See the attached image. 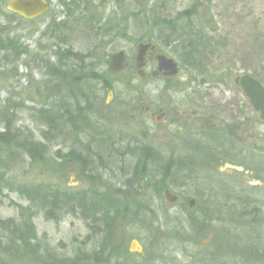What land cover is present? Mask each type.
I'll list each match as a JSON object with an SVG mask.
<instances>
[{
	"label": "rangeland",
	"instance_id": "obj_1",
	"mask_svg": "<svg viewBox=\"0 0 264 264\" xmlns=\"http://www.w3.org/2000/svg\"><path fill=\"white\" fill-rule=\"evenodd\" d=\"M47 1L50 8L44 16L25 20L7 11L8 0H0L1 13L6 22H11L9 28L0 25V43L6 39L13 43L11 51L0 48V221L19 222L30 213L38 238L57 256L72 259L79 247L88 253L99 249L101 238L93 236L89 240V229L81 218L63 214L47 216L30 208V202L17 192L22 186L43 185L108 195L106 176L87 174V169L79 164L61 165V160L54 155L58 151H70L72 141L60 144L61 140L57 139L46 143L48 151L43 162L31 159L18 146L23 140L44 142L42 134L46 128L38 120V111H59L66 95L72 98L79 93L67 89L82 87L87 79L77 68L78 83H59L49 77L50 67L57 62L58 49L70 46L61 45L57 34L47 31L52 20L60 23L67 18L59 0ZM117 1L118 5L116 0H92L90 6L93 12L99 11L95 16L100 20L119 11L115 17H122L124 21L118 25V35L105 38L100 45L87 35L69 37L75 54L92 53L98 64L96 74L105 79L113 92L110 97L107 91H102L104 84L95 81L89 84L100 101L87 123L105 121L110 132L145 142L159 152L163 161L171 158L177 163L187 158L188 172L168 181L184 186L169 190L178 196L174 205L166 201L162 192L154 201L145 200L147 197L133 201L130 198L133 192L126 190L131 211L113 217L104 251L113 246L134 251L133 242L137 241L144 257L129 252L126 255L129 264H264V252L250 259L240 255L243 247L254 240L247 239L250 230L232 206L242 194L264 204V123L235 84L237 78L249 75L264 85V0ZM151 7L158 19H171L191 9L203 18L199 21L206 22V30L218 43L203 59L204 76L189 73L167 48L159 49L179 64L177 76L165 81L151 76L148 69V79L143 84L136 75L138 43L158 35L147 21ZM121 50L125 51L129 65L114 76L109 71L108 60ZM151 60L149 65H153ZM142 92L147 99L166 107L167 121L158 123L143 113ZM110 102L114 108L106 107ZM109 111L112 118L106 120L110 117ZM249 130H253L252 138ZM213 132L217 146H210L208 141L209 133ZM220 136L236 138L238 144H222ZM235 146L244 151H236ZM249 153L254 157L248 158ZM78 168L86 173L85 178L77 176ZM128 183L131 185L132 180ZM133 185L141 193L146 182L137 179ZM207 185L221 194L222 207L201 198L202 189ZM114 199L115 202L122 200ZM191 201L193 207L189 208ZM1 234L4 235L0 230V237Z\"/></svg>",
	"mask_w": 264,
	"mask_h": 264
},
{
	"label": "trees",
	"instance_id": "obj_2",
	"mask_svg": "<svg viewBox=\"0 0 264 264\" xmlns=\"http://www.w3.org/2000/svg\"><path fill=\"white\" fill-rule=\"evenodd\" d=\"M117 2L116 0V4ZM59 3L66 9L67 18L60 23L52 20L47 31L56 33L61 45H69L71 48L62 49L61 47L58 49L56 52L57 62L53 67H50L52 73L48 75L51 79L59 81V83L69 82V85H71L76 82L75 72L77 70L75 68H77L78 72H84V76H87V79H85L82 87L67 89L69 92L76 91L79 93L72 98L66 95L65 98L67 100L62 101L64 104L61 105L59 111H51L49 109L38 111V120L46 128L42 134L44 142L23 140L18 145L24 154L39 162H43L47 154L46 143L58 139L61 140L60 144L68 141H72L73 144L83 129L90 128L87 125V120L91 121L89 116L93 115L94 107L100 101L99 95L91 90L90 83L95 81L104 84L102 85V91L109 86L106 84L105 79L96 74L98 64L94 62L92 53L88 51L82 56L75 54L69 44V37L79 34L87 35L92 41L100 45L105 38L118 35V25H122L120 22L123 23L124 21L122 17H115L119 14L118 10L113 11L111 16L105 19H97L95 14L98 15L99 11L93 12L91 10L92 6L90 4L92 0H59ZM118 7L121 6L119 5ZM192 10L180 12L171 19H158L154 8L151 7L149 11L150 18L147 21L157 30L158 35L152 39H145L156 44L159 48L171 50L172 54L180 60L181 66L189 73L191 72L195 76H204L202 69L203 59L206 55L211 54V51L218 46V43L214 42L215 37L206 30V22L199 21V19L202 20L203 18L198 17ZM113 16L114 19L112 20ZM0 48L13 50V43L11 41H8L6 45L0 43ZM57 69L60 72L56 71ZM255 79L258 80L257 78ZM259 82L261 83V81ZM85 85L87 86L85 87ZM109 87L111 88V86ZM236 128L239 129L240 127ZM210 130L214 131V129ZM214 137V132L209 133L208 141L211 143L210 146L213 144L217 146V136L215 137L216 139ZM224 138L228 137L223 136ZM113 140L111 145H121L123 143L130 145L131 142V138L125 136H122L121 141L115 142ZM54 155L61 160V165L72 164L73 162L70 151L63 154L58 151ZM159 163L160 185L158 192L163 193L166 189L184 188L183 185L171 184L168 181H172L174 178L178 179L180 174L188 172V165L185 160L175 163L167 159L166 161L161 160ZM17 190L20 196L30 202V208L38 212L43 211L47 216L63 214V216L71 215L81 218L89 229L87 238L99 236L101 243L99 249L89 253L81 247L77 248L76 255L72 259L59 257L49 250V245L46 242L38 238L31 214L28 213L27 218L19 222L11 219L0 221V230L4 233L0 237V264H104L103 247L108 242L113 217L120 213L128 214L131 211L129 199L123 197L122 199L116 194H110L109 192L108 195L98 194L96 191L94 193L93 191L78 193L43 185L36 187L22 186ZM200 196L202 198V195ZM219 196V193L213 192L209 200L212 202L211 204L215 203L217 206L222 207L221 205H224V203ZM115 197L122 200L115 202L113 201ZM232 206L236 208L239 217L244 220V225H247L248 230H250L247 239L254 240L252 244L243 247L240 255L246 259L255 257L256 254L262 256V252H264V204L253 199L238 197ZM30 208L27 209L29 210ZM200 230L199 228L198 232ZM252 234H254V237Z\"/></svg>",
	"mask_w": 264,
	"mask_h": 264
},
{
	"label": "flooded vegetation",
	"instance_id": "obj_3",
	"mask_svg": "<svg viewBox=\"0 0 264 264\" xmlns=\"http://www.w3.org/2000/svg\"><path fill=\"white\" fill-rule=\"evenodd\" d=\"M6 7H7V3H6ZM0 19L2 20V24L0 25H2L4 29L7 27L9 28L11 22L10 20L6 22L5 15H3V12L1 13V10H0ZM5 41L6 42L3 43L4 45H6V43L9 40L6 39ZM140 43L150 44L153 47H155L154 51L149 50L147 52L145 56V66L142 69L141 75H139L136 72V75H138L141 78L143 84H145L146 80L148 79V69H150L151 76L162 78L165 81L173 79L174 77L169 76L170 73L169 70L160 67V63L158 60V56H166L167 58H171V57L160 52L159 47L154 43L148 41L146 42L141 41ZM150 60L152 61L153 65H149ZM128 65L129 64L127 58L126 69ZM178 69L180 72L179 64H178ZM104 91H107L109 94L113 95V92L109 88V86L105 87ZM140 97H141L140 109L143 111V113H145L151 119H154L158 123L159 122L161 123V120L167 121L168 112L166 107H163V105L159 101L155 102L154 99H147L146 96H143V92L140 95ZM106 107L114 108L115 106L112 104V102H110L109 104L106 105ZM250 107H252V109L255 111L253 106ZM109 114L110 117H106V120L112 118L111 111H109ZM261 122L264 123V121ZM88 127L90 128L83 129L81 131L80 135L77 136V139L71 145L70 152L73 157L72 163L75 165L79 164L84 169L86 168L87 174L91 172L92 174H94L95 177L106 176L107 178L104 184L107 192H109L110 194H114V195L116 194V196H119L120 198L122 197L128 198L129 195L126 193V190L129 189L133 192V195H131L130 197L133 199V201H136L138 197L142 199L147 197L145 200L148 201H154L155 199H158V194H159L158 191L160 185V172L158 170H160L159 162L162 160V157L160 156L159 152L155 150L152 146L145 144V142L142 143L135 139L133 140V138H131L130 145H126L124 143L121 145H111L113 139H114L113 141L115 142L121 141L122 135L113 133V131L110 132L109 126L105 121L95 120L94 124H90V125L88 124ZM252 133L253 130H249L248 134L251 138H252ZM227 137L228 138L223 139V137L220 136L221 139L220 142L222 141L221 142L222 144H226L228 146L232 145V142L234 143V145H236L237 143V141L235 140L236 138L232 139L229 136ZM237 148L235 146V150L240 153L244 151V149L239 148L238 150ZM240 153H238L239 156ZM252 157H254V155L249 153L248 158H252ZM169 159L173 161V159L171 158ZM184 160L187 161V158H185ZM235 160L238 159L235 158ZM77 172H78L77 176H80V178L83 177L85 178L86 173L84 175V172H82L80 168H78ZM137 179L146 182L145 188L141 193H139L137 189L135 190L134 188L135 186L133 185L134 180ZM130 180H132L131 185L130 183H128ZM79 183L80 182H78L77 185H79ZM138 186L141 187L140 185ZM212 188L213 187L209 188L207 185L206 188L202 189L203 199H208V200L211 199L210 196L213 193ZM148 191H150L151 193L147 194L149 193ZM165 191H169V189L164 190V192ZM75 192L84 193V191H75ZM94 192L95 191H93V193ZM219 195L221 196L220 193ZM246 197L249 196L244 194L241 195V198H246ZM90 239L91 238H89V240ZM135 242L137 241L133 242L136 247L134 251L131 250V248L129 250H126L121 246L119 247L113 246L109 248L107 247V250L104 251V255H103L104 264H129V262H127V256H126L129 255V252L130 253L135 252L136 255L140 257H144L141 246H139L138 242L137 244ZM107 244L108 242L105 244V246H107Z\"/></svg>",
	"mask_w": 264,
	"mask_h": 264
},
{
	"label": "water",
	"instance_id": "obj_4",
	"mask_svg": "<svg viewBox=\"0 0 264 264\" xmlns=\"http://www.w3.org/2000/svg\"><path fill=\"white\" fill-rule=\"evenodd\" d=\"M49 3L47 0H8L7 10L23 18L25 20H35L42 17L49 10ZM150 44L140 43L137 45V54L135 57L136 72L141 75L142 69L145 66V56L149 50L154 51ZM161 68L169 70V76L175 77L178 75V64L174 59L166 56H158ZM110 73L112 75H119L127 66V55L125 51L121 50L114 53L108 61ZM237 84L242 93H244L249 100V103L254 107L256 113L259 114L261 121H264V86L256 79L249 75H244L236 79ZM111 95V94H110ZM164 197L170 204H176L178 197L169 191L164 192ZM193 201L190 202L189 208H192ZM137 244V242H135Z\"/></svg>",
	"mask_w": 264,
	"mask_h": 264
}]
</instances>
